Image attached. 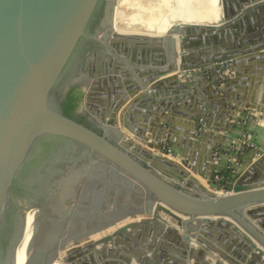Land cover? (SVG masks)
<instances>
[{"label": "water", "instance_id": "water-1", "mask_svg": "<svg viewBox=\"0 0 264 264\" xmlns=\"http://www.w3.org/2000/svg\"><path fill=\"white\" fill-rule=\"evenodd\" d=\"M116 2L0 0V264H264V145L233 179L213 158L257 104L229 93L261 73L264 0L162 35L117 32ZM71 87L99 131L62 112Z\"/></svg>", "mask_w": 264, "mask_h": 264}, {"label": "crops", "instance_id": "crops-1", "mask_svg": "<svg viewBox=\"0 0 264 264\" xmlns=\"http://www.w3.org/2000/svg\"><path fill=\"white\" fill-rule=\"evenodd\" d=\"M216 1L217 0H206L204 4H202L200 7V2H196V0L194 1L173 0V6H174V11L175 12L180 11L181 14H189L195 11L196 13H200V14L204 12L206 14L221 15V11H220L221 7H219L216 4ZM242 80L243 81H239L240 83L238 82L237 86L234 87V91L231 90L229 94L235 95V93L240 94L242 92V94L247 95L248 99H251L252 96L254 95L257 104L243 108V110L239 114L234 115V117L232 118L233 122L229 123V130L225 132L226 143L223 145L221 144L216 145V146H220L224 151L227 152L226 155H223L218 160V162L214 163V166L217 168L218 171L226 170L228 161L230 160L229 158L232 155L227 146L230 145L231 140H235L241 135L242 132L241 118L245 113L251 115L245 126L251 132L252 135L250 138L251 141L250 144L239 156L240 168L244 169V167L252 159L253 153L255 152L257 147L264 145V96L263 98L261 97L262 91H264V63L262 65L260 75L257 72L251 74H245ZM201 86L203 85L201 84ZM220 120L221 123L225 122L222 120V118ZM128 138L131 137L128 135ZM161 145L165 146L167 145V143L162 142ZM193 174L196 177V174L195 173ZM198 180L204 183L202 181L203 179L202 180L198 179Z\"/></svg>", "mask_w": 264, "mask_h": 264}, {"label": "bare ground", "instance_id": "bare-ground-1", "mask_svg": "<svg viewBox=\"0 0 264 264\" xmlns=\"http://www.w3.org/2000/svg\"><path fill=\"white\" fill-rule=\"evenodd\" d=\"M205 1L206 0H196V2H200V7L202 4H204ZM220 1L221 0L216 1V4L219 7H221ZM119 3H125V0H119ZM128 3L130 7H133V11L130 12V14H128V18L126 19L127 24L125 25H120V23L117 24V18L119 19L120 16L118 17L116 16L114 20V27L116 31L119 33H141L147 35H162L167 30H169L173 24H176L177 22H182V23L195 22L198 24H208V23L218 24L222 20V13L221 15H217V14H206L204 12L200 14V13H196L195 11L189 14H181L180 11L175 12L173 6V0H156V1L139 0L140 4H138V0H128ZM121 15L125 16L123 13ZM126 103L127 102L123 103L116 112L118 124L121 122L120 119L123 114L122 111ZM120 129L123 134L124 131H126L128 135L131 137L130 133L128 132V126L126 124L120 126ZM124 136L128 138V136H126L125 134ZM150 139L157 140L158 136L153 135L152 138ZM124 144H128V142H124ZM94 237H97V235ZM60 254L62 255L63 253L61 252ZM56 263L60 264L59 262Z\"/></svg>", "mask_w": 264, "mask_h": 264}, {"label": "built area", "instance_id": "built-area-1", "mask_svg": "<svg viewBox=\"0 0 264 264\" xmlns=\"http://www.w3.org/2000/svg\"><path fill=\"white\" fill-rule=\"evenodd\" d=\"M250 117H251V115H249L247 113H245L242 116V118H241V125H242L241 135L237 139L231 140V142H230L231 148H229V151L232 155L229 158L230 160L228 161L226 168L230 169V171H231L230 174H232V175H233V173L236 172V170H238V167H240L239 156L243 153V151L248 147V145L251 142L250 138H251L252 134L245 126ZM226 153L227 152L224 151L220 146H216L214 151H213V158L216 162H218V160L223 155H226ZM230 174H229V176H230ZM213 179H214V181L218 182L220 179V174L218 173L217 175H214ZM229 192H230V188H227V187H222L219 190V193H221V194H225V193H229Z\"/></svg>", "mask_w": 264, "mask_h": 264}, {"label": "rangeland", "instance_id": "rangeland-1", "mask_svg": "<svg viewBox=\"0 0 264 264\" xmlns=\"http://www.w3.org/2000/svg\"><path fill=\"white\" fill-rule=\"evenodd\" d=\"M138 4H140L139 3V0H138ZM119 5V6H118ZM116 8H115V10H114V20H115V17L117 16H120V18L118 19L117 18V24H119L120 23V25H125V24H127V18H128V14H130V12H132L133 11V7H130V5H129V3H128V0H125V3H119V0H117V2H116V6H115ZM119 10H121V11H119ZM129 10V11H128ZM131 10V11H130ZM116 11H117V13H116ZM121 12V13H120ZM126 12V13H125ZM124 14L125 16H123V15H121V14ZM88 116V115H87ZM88 119H91L90 117H88ZM91 121V120H90ZM124 134L126 135V136H128V133L126 132V131H124ZM228 147V149L229 148H231V146L230 145H228L227 146ZM169 156V155H168ZM184 165H186L185 163H184ZM242 169L240 168V167H238V170H236V171H241ZM233 175H234V173H233ZM108 177H111V181H116L117 180V182L118 183H122V179L120 178V177H118L117 175H113V174H111V175H108ZM196 177L198 178V179H200V180H202V178L199 176V175H196ZM229 178L230 179H233L234 177L232 176V174L229 176ZM203 181V180H202ZM204 182V181H203ZM225 184H230V181L229 180H227L225 183H224V185ZM113 195V196H112ZM112 196V199L110 198V202L112 203H114L115 202V204H116V206H120V205H123V204H126V205H128V198L130 199L131 198V200H132V202H136L135 200H136V198H134V196L133 195H131V193L129 192V189L127 190V188H125L123 185L122 186H115V188H114V190L112 191V193L110 194V197ZM110 203V204H111ZM170 221L171 222H174V220L173 219H170ZM64 251H62V253H63ZM190 262H191V260H190Z\"/></svg>", "mask_w": 264, "mask_h": 264}, {"label": "flooded vegetation", "instance_id": "flooded-vegetation-1", "mask_svg": "<svg viewBox=\"0 0 264 264\" xmlns=\"http://www.w3.org/2000/svg\"><path fill=\"white\" fill-rule=\"evenodd\" d=\"M73 88H69L65 95H64V98L61 102V107H62V104L63 103H66V102H69V100L71 99V90ZM76 89V88H75ZM81 91V90H80ZM73 118L78 120L79 122L89 126V127H92L94 128L95 130L99 131V129L94 125V123L92 122L93 120L92 119H88L89 115L87 114V112L85 111L84 109V106H83V99H81V101L76 105L75 109H74V112H73ZM88 115V116H87ZM91 120V121H90ZM80 190V188L78 187L76 192L78 193ZM49 214V213H48ZM46 216L44 218H42V221H43V224L41 226V230H40V238H44L45 235H51L52 234V230H51V227L49 225V223L47 222L46 220ZM95 223V221L93 222V224ZM78 230L80 229L79 227L77 228Z\"/></svg>", "mask_w": 264, "mask_h": 264}, {"label": "trees", "instance_id": "trees-1", "mask_svg": "<svg viewBox=\"0 0 264 264\" xmlns=\"http://www.w3.org/2000/svg\"><path fill=\"white\" fill-rule=\"evenodd\" d=\"M71 99L69 100V102L63 103L62 104V112L69 116V117H73V112L74 109L76 107V105L81 101L82 99V92L79 89H75L73 88L71 91ZM226 171L228 172V175L231 173L229 168H226ZM220 174V173H219Z\"/></svg>", "mask_w": 264, "mask_h": 264}]
</instances>
